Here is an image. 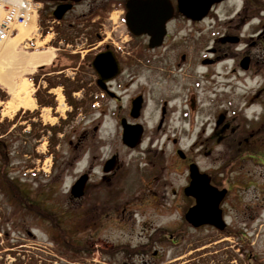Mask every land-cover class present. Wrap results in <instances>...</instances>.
<instances>
[{"label": "flooded vegetation", "instance_id": "af4514ba", "mask_svg": "<svg viewBox=\"0 0 264 264\" xmlns=\"http://www.w3.org/2000/svg\"><path fill=\"white\" fill-rule=\"evenodd\" d=\"M170 6L164 37L153 44L150 30L162 28L161 19ZM44 9L48 28L55 34L59 64L67 46L76 47L75 55L84 52L75 58L78 64L72 76L81 77L80 106H86L88 95L95 105L110 104L107 117L116 126L111 143L101 146L110 148L102 152L90 150V131L80 134V144L89 149L82 157L85 167L80 176L87 181L81 199L92 189L110 198L115 189L131 187L120 198L131 195L124 204H132L136 214L150 206L160 218L165 211H176L184 223L188 209L197 204L196 195H188L185 189L199 174H206L212 186L225 191L220 203L225 217L235 210L243 222L262 219L258 207H263L264 187L247 182V176L237 172L241 166L236 169L232 163L230 144L236 127L237 140L245 137L241 144L249 141L247 135L264 130V0L214 2L201 18L183 12L179 0H46ZM129 14L133 27L146 30L134 32ZM141 19L144 24L139 26ZM198 44L206 51L203 57ZM212 64L219 73L208 68L199 74L200 66ZM241 83L249 90L242 91ZM201 89L206 95L202 102ZM125 130L139 134L136 145L126 143ZM194 135L193 143L185 146ZM227 142V151L216 155L214 143ZM202 151L212 161H222L202 165L198 160ZM252 151L255 154L240 153L264 165V155ZM194 164L199 171L195 176ZM251 186L253 197L247 200ZM165 220L147 235L153 244L165 243ZM240 233L245 245L248 235H258L257 226L249 230L244 224ZM169 239L176 242L173 234ZM159 252L155 249L153 257ZM242 256L243 264L252 262L247 261L251 252L244 251ZM255 263L264 264V260Z\"/></svg>", "mask_w": 264, "mask_h": 264}, {"label": "rangeland", "instance_id": "374dc122", "mask_svg": "<svg viewBox=\"0 0 264 264\" xmlns=\"http://www.w3.org/2000/svg\"><path fill=\"white\" fill-rule=\"evenodd\" d=\"M45 16L46 13L43 11L40 20L44 19V22L39 20L33 32H29V34L27 32V35L23 36L21 34L13 36L9 41L0 43L1 47L6 50L13 48L17 53L41 52L51 48L55 52L54 55L57 54L56 44L54 45L55 34L48 28ZM38 26L41 28L37 29ZM23 29L21 26L19 32ZM202 35L199 34L198 37ZM198 47L203 49L201 53V57H203L206 51L201 44H198ZM67 48L68 51L76 49L74 46ZM83 53L81 50L80 54ZM68 62L73 63L69 59ZM199 63L197 64L199 65ZM208 68H211L212 72L216 71L215 74L219 73L218 67L212 64L209 67L200 66L199 74L206 72ZM73 71L75 70L70 68L67 74L74 76ZM39 72L36 68L27 75L33 90L32 96L39 90L38 95L45 98L46 93L49 95L48 98L53 99L55 105L54 107H42L38 103L36 108L30 110L33 111L32 114L28 113V109L22 108L20 112H16L19 115L16 123L11 126V129L15 128L17 148L14 146L11 149L8 175L13 181H16L18 193H16L17 195L13 194V189L5 188L0 176V232L2 233L0 236V264H32L38 262L37 258L39 262L46 260L51 264H198L203 261L209 262V264H218L219 262L240 264L244 251L247 254L250 252L254 254L251 259L247 260L248 263L249 260L255 262V255L259 260H264V201H261L263 207L261 205L258 207L262 214V219L259 222H243L239 212L236 213L235 210L229 212L227 222L229 230L232 231L231 234L209 226L194 229L188 225L184 218V223L181 221L180 213L165 211V217H163L167 219L165 220L167 224L165 243L153 244L152 236L147 235L150 231L158 229L163 218L158 217L154 208L150 206H147L145 212H141L139 215V213H135L132 204H124L128 201L127 198L130 200L131 195L126 193L121 198L120 195L123 192H130L131 187L123 186V189H115L114 192L117 195L113 193L110 198H107L106 193L103 194L100 190L94 191L93 189L82 199L71 195V185L77 177L79 178L85 167V160L82 161V157L89 150L79 142L81 132L90 131V150L102 152V150L110 148L101 149V146L110 144L113 140L110 134L114 133L116 128L115 121L107 117L110 104H103L105 101H102V107L95 105L91 95L86 98V106L80 107L74 114L62 88L57 86L53 89L54 92L58 91L59 93L57 100L55 93H47L46 89L42 87L48 84L47 74L42 76V73L39 74ZM58 75L60 74L50 76L57 80L59 79ZM214 78H216L217 84H222L218 77ZM37 79L38 82H36ZM38 84L40 88H38ZM0 85L7 90L1 82ZM240 85L243 88L242 91L249 90L242 83ZM200 93L201 99L199 100L202 102L206 95L202 94V89ZM81 94H77V97H80ZM63 97L65 98L63 99ZM11 98L10 94V100ZM7 105V102L0 101L1 117L13 118L16 113L13 116H6ZM207 113L209 112L207 111ZM209 118L207 119L209 120ZM211 118H216V115ZM50 125H54L60 131H49L44 128ZM247 128L249 129V126ZM254 128L256 127H252V129ZM28 131L32 132L30 136L25 134ZM234 131L235 133L231 137L233 145L230 144V146L231 156L235 162H231L236 165V169L241 166L237 172L245 174L247 182L251 181L258 188L264 187V165H259L258 158L251 159V156L244 157L245 154L240 153L250 150L252 154H255V151L252 150H256L257 153L261 152L264 155V130L253 137L247 135L249 141H246V144L240 143V140H245V137L237 140V127ZM30 138L35 151L25 154L22 145H24L25 139ZM51 138L57 142L52 144ZM195 138L194 135L190 141L184 142V145L192 144ZM214 144L216 155L218 152H226L229 146L228 142L226 145L225 143ZM123 155L127 156V153L123 152ZM198 160L202 165H209L210 162L218 165L222 158L219 162L218 158L212 161L202 151ZM30 164H33V167H29ZM99 168L96 161L94 169L98 172ZM253 191L254 186H251L247 200L253 197ZM20 192L28 195L29 199L43 210L32 211L28 206L24 207L23 201L20 199ZM125 210L128 213L123 215L121 212H125ZM244 224L249 230H253L254 226H257L258 233V235H248L245 245H243L242 237L239 234ZM171 234L176 239L175 243L169 239ZM82 243H85L87 248L93 249L87 258L80 256L79 261L70 263L66 257L63 258L58 253V250L62 249L65 255L72 254L68 250L70 246L72 248L80 247V250H83ZM20 244L21 246H18ZM155 249L160 251L156 258L153 257Z\"/></svg>", "mask_w": 264, "mask_h": 264}, {"label": "water", "instance_id": "95a60500", "mask_svg": "<svg viewBox=\"0 0 264 264\" xmlns=\"http://www.w3.org/2000/svg\"><path fill=\"white\" fill-rule=\"evenodd\" d=\"M221 0H179V4L183 12L188 14H193L194 16H197L198 18L203 17L210 6L214 2H219ZM172 14V8L171 6L167 9L166 12H164V15L161 19L162 22V28L157 30H150L153 38L152 43H161V40L164 37L165 34V22L167 18H169ZM130 14L128 15L129 18ZM141 22L137 23L139 26L144 24L143 19L140 20ZM137 25V26H138ZM129 26L132 28L134 32H141L146 29L143 27L135 28L133 27V22L131 21V18H129ZM126 133V142L131 144L132 146L134 144L138 143L139 134L134 133L136 135V140L133 141L131 138L132 132H125ZM139 133V132H138ZM198 170L197 167H192V174L193 176L197 175ZM87 180V177H83L78 180L77 184L74 185L72 188V194L75 197H80L84 192V186L85 182ZM186 192L188 194H195L197 197V204L192 206L187 215L186 219L192 223L195 226H200L202 224H212L220 229H224L226 227V223L222 216V210L220 208V202L222 198L224 197L225 191L221 190L218 191L216 188L212 187L209 184V180H202L199 179V176L196 179H194L190 186L187 187Z\"/></svg>", "mask_w": 264, "mask_h": 264}, {"label": "bare ground", "instance_id": "6f19581e", "mask_svg": "<svg viewBox=\"0 0 264 264\" xmlns=\"http://www.w3.org/2000/svg\"><path fill=\"white\" fill-rule=\"evenodd\" d=\"M39 20L40 16L38 14L32 15L28 20L29 24L20 25L24 29L18 35L23 36L27 35V32L28 34L33 32ZM26 27L28 29H25ZM40 28V26L37 27V29ZM53 58L54 51L51 48L41 52L17 53L13 48L6 50L0 44V82L5 85L9 94L12 95L11 100L7 101L6 116H12L22 108L30 110L36 108V101L32 96L33 90L30 87L31 82L27 75L32 73L38 65L50 63Z\"/></svg>", "mask_w": 264, "mask_h": 264}, {"label": "trees", "instance_id": "16d2710c", "mask_svg": "<svg viewBox=\"0 0 264 264\" xmlns=\"http://www.w3.org/2000/svg\"><path fill=\"white\" fill-rule=\"evenodd\" d=\"M63 83L66 84L67 88V97H68V101L72 104H75L73 113H77L78 112V103L79 101L76 100L73 96H72V91L75 89H78L81 87L80 84V79L78 78L76 81L70 79V78H65L63 81ZM51 83V81H50ZM9 95L8 93L0 86V100H8ZM39 103L42 105H49V106H54L53 104V99L51 98H40L39 99ZM1 109V108H0ZM28 113L32 114L31 112L28 111ZM19 114H16L15 117L13 119H9V118H4L3 120H1V115H0V176L1 179L3 181V186H5V188L9 187L11 189H13V194L18 193V187H17V183L16 181H13L11 177H9V168H10V162H11V157H10V152L12 147H16L17 148V139L15 137V128L11 129V126H13V124L16 123V119L18 117ZM46 130L48 128L52 129L53 131L57 132L59 129H57V127L55 126H45ZM11 129V130H10ZM31 131L25 132L26 135H31ZM39 136V135H37ZM56 140H53L51 138L50 142L52 144H55ZM23 147V152L25 154L30 153L31 151H35V149L32 146V141L31 138L30 139H25L24 140V145H22ZM38 156V155H35ZM1 182V181H0ZM21 193V192H20ZM17 195V194H16ZM31 198V197H30ZM21 201H23V206L24 207H29L32 211H39V210H43L40 208V206L38 207L37 205H35L34 202H32L29 199V196L26 195L25 193H21V197H20ZM230 233H232V231H229ZM241 235V233H239ZM240 239V238H239ZM63 242V241H62ZM87 245L85 243H82V249L78 247V248H72V246L68 247V250H70L72 252V254L67 253L65 255V253L63 252V250L61 249L60 251L58 250V253L60 254L61 257H66V259L68 261H70V263H74L76 261H79L78 259L80 258V256H82L83 258H87L91 255V252L93 251V249L91 248H87ZM65 255V256H64ZM38 262H33L32 264H51V262H47L46 260L39 262V259L37 258ZM253 263V261H252ZM31 264V263H29ZM62 264V263H61ZM198 264H209V262H201ZM218 264H222V263H218ZM224 264V263H223ZM251 264V262H250Z\"/></svg>", "mask_w": 264, "mask_h": 264}, {"label": "built area", "instance_id": "2783aa9c", "mask_svg": "<svg viewBox=\"0 0 264 264\" xmlns=\"http://www.w3.org/2000/svg\"><path fill=\"white\" fill-rule=\"evenodd\" d=\"M38 6L34 0H0V8H5L0 19V40L8 37L14 23L28 21L37 12Z\"/></svg>", "mask_w": 264, "mask_h": 264}]
</instances>
